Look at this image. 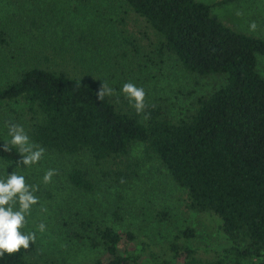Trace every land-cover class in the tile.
Wrapping results in <instances>:
<instances>
[{
    "label": "trees",
    "instance_id": "16d2710c",
    "mask_svg": "<svg viewBox=\"0 0 264 264\" xmlns=\"http://www.w3.org/2000/svg\"><path fill=\"white\" fill-rule=\"evenodd\" d=\"M122 1L148 22L186 73L218 75L223 85L198 97L192 111L171 118L158 104L137 114L124 99L122 105L108 96L97 101V82L35 65L0 87V102L22 103L30 141L45 152L88 156L103 178L99 181L131 180L139 165L131 152L142 145L144 156L156 159L185 192L189 211L218 217L230 246L208 264H264V76L258 71L264 38L234 31L211 16V5L196 0ZM3 36L0 32V43L5 42ZM5 142L0 137V145ZM8 147L7 152L0 148V163L25 168L18 149L10 143ZM66 181L83 193L97 187L76 165ZM109 211L111 220L120 221L114 205ZM160 216L168 218V213L161 211ZM78 224L73 235L103 249L87 264H200L190 228L179 231L159 256L146 243H137L130 231L91 218ZM36 251L31 243L28 249L0 256V264H60L36 259Z\"/></svg>",
    "mask_w": 264,
    "mask_h": 264
},
{
    "label": "rangeland",
    "instance_id": "374dc122",
    "mask_svg": "<svg viewBox=\"0 0 264 264\" xmlns=\"http://www.w3.org/2000/svg\"><path fill=\"white\" fill-rule=\"evenodd\" d=\"M196 1L211 5V16L234 31L264 38V0H233L219 6L212 4L220 0ZM252 22L257 25L254 31L250 30ZM0 32L5 40L0 43V87L14 82L21 71L40 65L92 80L100 87L103 82L113 89L108 97L119 105L124 99L132 106L121 88L126 82L134 83L145 90L146 106L158 104L165 115L178 118L193 110L198 97L223 85L218 75L186 73L164 50L148 22L122 0H0ZM258 71L264 76L261 56ZM23 108L20 102H0V137L4 141L11 140L7 124L21 125L26 132ZM131 158L139 161L135 176L119 184L99 181V170L86 155L44 152L38 163L25 168L0 163V178L15 171L38 189L34 194L39 202L32 206L21 229L35 232L36 259L87 264L103 254L101 246L91 247L73 235L82 218L130 231L137 243H146L159 256L168 251L167 244L179 231L190 228L200 264L214 261L230 246L218 217L189 211L185 192L156 159L144 156L142 145L133 148ZM73 165L97 182L93 192H79L68 184L66 174ZM49 169L57 174L45 184L43 176ZM110 205L118 209L120 221L111 220ZM161 211L168 218L162 219ZM41 223L46 226L43 232L38 227Z\"/></svg>",
    "mask_w": 264,
    "mask_h": 264
},
{
    "label": "clouds",
    "instance_id": "9594fccd",
    "mask_svg": "<svg viewBox=\"0 0 264 264\" xmlns=\"http://www.w3.org/2000/svg\"><path fill=\"white\" fill-rule=\"evenodd\" d=\"M256 27L255 22L250 24V30L254 31ZM121 91L132 103L137 114L144 112L146 93L142 87L126 82L122 85ZM112 94L113 89L102 82L100 89L96 92V99L103 101L106 96ZM148 118V114H144V119ZM6 126L8 135L11 137L10 144L15 146L20 154L19 163L25 166L38 163L45 149L30 142L23 126L14 123ZM8 143L0 145L4 152L10 150ZM56 174L55 169L47 170L43 176V182L50 183ZM37 190L36 186L27 184L25 177L15 171L7 174L5 178H0V256L5 253L11 255L19 252L21 248L28 249L30 244L35 242V232L24 233L21 229L25 227L26 216L30 213L32 206L39 202L34 194ZM38 227L39 231L43 232L46 226L41 223Z\"/></svg>",
    "mask_w": 264,
    "mask_h": 264
}]
</instances>
